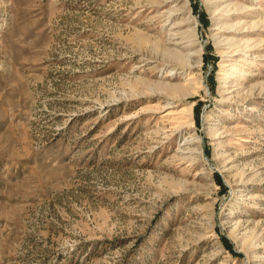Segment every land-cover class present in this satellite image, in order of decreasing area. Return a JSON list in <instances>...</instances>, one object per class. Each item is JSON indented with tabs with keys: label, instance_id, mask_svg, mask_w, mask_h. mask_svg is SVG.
Here are the masks:
<instances>
[{
	"label": "rangeland",
	"instance_id": "obj_1",
	"mask_svg": "<svg viewBox=\"0 0 264 264\" xmlns=\"http://www.w3.org/2000/svg\"><path fill=\"white\" fill-rule=\"evenodd\" d=\"M0 264H264V0H0Z\"/></svg>",
	"mask_w": 264,
	"mask_h": 264
},
{
	"label": "bare ground",
	"instance_id": "obj_2",
	"mask_svg": "<svg viewBox=\"0 0 264 264\" xmlns=\"http://www.w3.org/2000/svg\"><path fill=\"white\" fill-rule=\"evenodd\" d=\"M175 34V33H174ZM178 43H180V42H177L176 44H178ZM201 52H202V50H198L196 53H194L193 55L196 57H200V55H201ZM187 66H194L195 65V62H190V63H188V64H186ZM185 66V65H184ZM182 68V67H181Z\"/></svg>",
	"mask_w": 264,
	"mask_h": 264
}]
</instances>
